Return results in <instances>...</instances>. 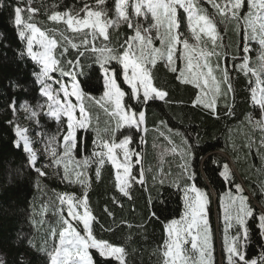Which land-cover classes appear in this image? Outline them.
Listing matches in <instances>:
<instances>
[{
    "label": "snow or ice",
    "instance_id": "6c2138e0",
    "mask_svg": "<svg viewBox=\"0 0 264 264\" xmlns=\"http://www.w3.org/2000/svg\"><path fill=\"white\" fill-rule=\"evenodd\" d=\"M32 2L27 0L29 6L26 9L20 6L14 9V25L19 37L26 40L28 57L40 66V71L35 75L41 86L40 96L45 99L38 105L39 111L27 105L22 107L37 121L43 113L57 122V133L47 136L45 155L49 162L44 163L43 168L55 169L57 175L61 174L62 169L61 179L69 185L78 184L82 189L79 196L75 193L57 194L59 207L56 211L60 213L57 223L60 227L58 233L56 228L49 231L53 239V246L46 253L49 264H98L93 250L101 258V264H112L113 261L127 264L125 247L98 239L94 234L96 217L90 207L91 177L88 170L94 166L99 182L102 169L106 164L110 165L114 188L129 200L132 199L131 190L137 184L148 191L145 187L146 173L153 169L144 167L147 109L154 101L176 103L169 99L167 90L154 83L153 69L158 63H163L169 72L177 73L175 78L179 83L196 89L191 107L205 110L213 118L219 119L218 105L223 99L224 117L232 118L235 115L233 105L227 102L229 94L233 97L235 94L232 74L227 63L221 67L219 62L221 57L227 61L230 55L218 30L221 24L225 29L232 25L241 38L242 47L238 45L237 52L231 54V69L249 80L250 100L253 106L258 107L259 114L248 116L247 123L253 131L258 130L261 134L257 148V155H261L260 150L264 149V0H113L111 8L105 6L107 0H94L93 5L85 3L75 11H52L47 16L48 21L62 24L63 30H42L30 22L38 12V9L31 7ZM205 5H210L212 11ZM25 11L28 13L27 19L23 15ZM141 18L148 21L147 26H144ZM122 24H126L132 34L118 47L111 46L110 29L119 28ZM49 32L52 34L49 35ZM77 39L79 43L74 42ZM154 41H159V47ZM250 43L259 46L255 65L249 55ZM69 48L77 55L67 60L68 67H64L56 51L60 49L59 56L63 57ZM88 52L93 54L103 80L104 91L98 100L84 91L79 80L84 75L81 58ZM213 58L217 61L215 64ZM112 62L119 65V71L109 67ZM55 72H59L61 77H68L71 83L55 79L51 75ZM120 80L126 88L119 83ZM54 84L59 87L54 88ZM72 97H75V103ZM85 99L98 105L107 117L103 127L99 114L94 115L89 111ZM12 108L15 111V105ZM77 111L79 116L76 115ZM161 126L167 128L168 134L160 131ZM123 129L134 130L139 135L137 147H132L133 135L123 132ZM156 130L167 146L153 142V149L163 147V153L179 155L182 160L178 164L181 171L175 176L171 172L164 174L162 169L152 176L154 183L161 185L166 177H171V186L183 192V210L179 218H173L164 225L165 239L159 248L161 264H216L208 215L210 196L197 185V173L193 170L196 148L179 131L175 132V136L180 137L177 144L171 135L173 129L163 120ZM89 131L95 133L91 155L85 154L78 159L77 151L87 153L86 146L82 147L86 145L87 137L80 133ZM15 135L16 146L20 147L22 142L27 163L40 177L46 176L43 169L36 167L39 161L25 131L17 126ZM253 143L249 139L245 146L251 149ZM212 163L220 164L215 158ZM216 171L226 184L235 188V193L229 190L219 197L225 224L224 259L221 264L225 259L226 264H264V246H261L258 257L250 259L247 256L250 241L248 221H257L259 236L264 240V208L257 213L249 197L244 195L243 187L234 182V174L228 163H223ZM261 190L264 192V184ZM112 203L123 207L115 196ZM148 207V220L158 219L150 193ZM65 211L66 216L63 215ZM104 211L114 218V213L107 207ZM118 226L143 229L145 225L143 221L133 225L122 220ZM232 229H235L234 233ZM189 244L190 248L187 247Z\"/></svg>",
    "mask_w": 264,
    "mask_h": 264
},
{
    "label": "trees",
    "instance_id": "16d2710c",
    "mask_svg": "<svg viewBox=\"0 0 264 264\" xmlns=\"http://www.w3.org/2000/svg\"><path fill=\"white\" fill-rule=\"evenodd\" d=\"M23 2L24 0H0V264H49L46 253L53 246L49 231L51 228H56L58 233L60 227L57 223L60 213L56 211L59 207L56 197L57 194L64 193L66 187L60 179L62 169L60 175H57L55 169H53L54 172L45 169L47 175L40 177L27 163V155L23 149L15 145L17 125L26 126L30 136L37 135L43 144L47 142V136L56 134L58 129L54 119L41 113L37 121L22 107L27 105L39 111L38 105L45 99L40 96L41 86L35 75L40 71V66L28 57L25 42L19 37L14 25V9L17 6L21 7ZM85 3L93 5L94 0H40L38 12L30 22L35 23L42 30L53 28L63 30L62 24L56 25L49 22L47 16L52 11L78 10ZM112 4L113 0H107L105 6L111 8ZM205 7L212 11L210 5ZM23 15L27 19V11ZM218 30L230 53L227 61L221 57L219 62L221 67L227 63L232 74L235 94L234 97L229 94L227 102L233 105L235 115L232 118L224 117L225 101L223 99L218 105L219 119L213 118L205 110L191 107L196 89L191 85L179 83L175 78L177 73L169 72L163 63H158L153 69L154 83L157 87L167 90L169 99L176 103L164 104L162 101H154L150 102L147 109L148 132L145 133L147 144L144 146V167L153 169L152 172L146 173L145 187L148 191L146 192L137 184L131 190L132 199L129 200L114 188L113 170L110 165L106 164L102 169L99 182L95 177L94 166L88 170L91 177L90 207L96 217L93 225L94 234L98 239L125 247L127 264H161L159 248L165 239L164 225L173 218H179L183 210L181 199L183 194L171 186V177H166L163 185L159 182L154 183L152 179L153 174L159 169H162L164 174L171 172L173 176L181 171L178 167V164L182 163L179 155L163 157L166 156L162 152L163 147L155 150L152 147L153 142L161 146L167 144L156 130L161 120L173 129L171 135L177 144L180 143V137L175 136V132L179 131L196 148L192 160L193 170L197 173V185L204 188L210 196L208 215L211 228L218 220V230L222 231L219 197L229 190L235 193V188L226 184L216 171L229 159L236 170L235 173L231 169L235 178L234 182L243 185L247 190L244 195L246 193L250 195V203L257 213L264 208V192L261 190V185L264 184V149L260 150L261 155H257L261 134L258 130L253 131L251 125L247 123V117L258 116L259 109L251 103L248 78L231 69V54L237 52L238 45L242 47L241 38L232 25L225 29V26L221 24ZM111 31L112 29L110 34ZM51 34L49 32V35ZM130 34H132L131 30L126 24H122L117 31L120 37L117 43L124 41ZM74 42L79 43V39ZM113 45L111 35V46ZM59 51L60 49H57L56 56L62 60L64 67H68L67 60L74 59L77 55L76 51L69 48V52L60 57ZM249 55L252 58V64L255 65L257 56L254 51L251 50ZM81 60L84 75L80 76L79 80L84 91L98 100L104 91L99 66L94 62V56L90 52L86 53ZM109 67L119 71V65L115 62H112ZM52 76L61 78L59 72L52 73ZM119 83L124 88L127 87L123 85L122 80ZM84 103L94 115L99 114L100 124L103 127V122L107 119L103 111L93 101L85 99ZM12 105H15V111ZM28 118L32 120V124L26 122ZM122 131L133 135L132 147L139 145V135L135 134L134 130L123 129ZM160 131L168 134L167 128L163 126L160 127ZM80 135L87 137L86 145H82V147L86 146L87 153L77 151L78 159L85 154L91 155L95 133L94 131L86 134L81 132ZM249 139L254 141L251 149L245 146ZM32 143L37 149V143L35 141ZM213 158L220 164H213ZM37 160L39 161L37 168H41L42 163L49 162V158L43 159L41 156H38ZM210 190L215 194L214 203L211 200ZM72 192L79 196L82 192L80 185H75ZM149 193L155 205L156 217H158L150 221L148 220ZM113 196L119 199L123 207L112 203ZM105 207L114 213V218L104 211ZM63 215L66 216L65 212ZM122 220H127L133 225L143 221L145 226L143 229L118 226ZM256 225V220L248 221L250 241L247 256L250 259L258 257L261 246H264V240H261ZM109 228L113 230H106ZM129 233H131V239H129ZM93 255L98 264H101V258L95 254L94 250ZM112 264L116 262L113 261Z\"/></svg>",
    "mask_w": 264,
    "mask_h": 264
},
{
    "label": "rangeland",
    "instance_id": "374dc122",
    "mask_svg": "<svg viewBox=\"0 0 264 264\" xmlns=\"http://www.w3.org/2000/svg\"><path fill=\"white\" fill-rule=\"evenodd\" d=\"M39 4H40V0H33V2H32V4H31V7L32 8H35V9H38L39 8ZM29 5H28V3H27V0H24V2H23V4H22V8H27ZM149 20H150V18H149ZM141 21H142V23L144 24V26H147V23H148V21H143V19L141 18ZM121 26V25H120ZM118 29L119 28H116V29H112V31H111V35L113 36V46H116L117 44H118V46H119V44H121V43H123V41L122 42H120V43H117V41L119 40V36L117 35V31H118ZM153 34V36L155 35V33L153 32L152 33ZM24 42H25V47H26V40H24ZM154 43H155V45L157 46V47H159V41H154ZM117 46V47H118ZM250 49L252 50V51H254V53H255V55L257 56L258 55V49H259V46L257 45V44H255V43H250ZM217 61H216V59L215 58H213V63L215 64ZM52 75V74H51ZM54 77V76H53ZM55 78V77H54ZM55 79H63L66 83H71V81L69 80V79H66V78H64V77H61V78H55ZM49 83H51V81H49ZM53 87L54 88H58L59 86L58 85H53ZM63 94L61 93V96H62ZM72 99V102L73 103H75V97H72L71 98ZM76 115L77 116H79V112L77 111L76 112ZM27 123H29V124H32V120L30 119V118H28V120L26 121ZM20 129H22V130H24L25 131V134L28 136V138H29V140L31 141V144H32V147H33V143H32V141H35L36 143H37V149L36 148H34L33 147V149H34V151H35V153H36V156L38 157V156H41V157H43V159H46V158H48V156H46L45 155V144H43L40 140H39V137L37 136V135H32V136H30V134H29V129H27V127L26 126H20V125H17ZM16 126V127H17ZM32 139H34V140H32ZM16 141H17V137H16V140H15V145H16ZM165 146H167V144L165 145ZM21 148H22V142H21V146H20ZM23 149V148H22ZM162 152H163V149H162ZM221 153V152H220ZM27 155V154H26ZM165 155L166 156H163V157H173V155H171V154H166L165 153ZM162 157V158H163ZM164 159V158H163ZM227 163L229 164V167H230V169H232L233 170V166H234V164H233V162L229 159V160H227ZM43 164L44 163H42V166H41V169H43L44 171H45V169H47V170H49V171H51V172H54L55 170H53V169H51V168H43ZM62 175V174H61ZM60 179H61V177H60ZM61 181H62V183L65 185V187H66V191L64 192V193H73L72 191H73V188L75 187V185H69L67 182H65V181H63L62 179H61ZM77 185V184H76ZM242 187H243V185H241ZM243 189H244V192H246L247 190L243 187ZM182 194H183V192H182ZM226 194V193H225ZM246 196H248L249 198H251L250 197V195L249 194H247L246 193ZM211 200H212V203H214V195L211 193ZM65 214L67 215V213H66V211H65ZM178 219V218H177ZM221 222H222V231L220 232L219 230H218V220L217 221H215V225H214V227L213 228H211V231H212V238H213V244H214V257H215V261L217 262V264H221V261H222V259H224V257H223V230H224V227H225V224H224V221H223V213H222V215H221ZM234 231H235V229H232L231 230V232H233L234 233ZM58 238V237H57ZM187 247H189L190 248V244L189 245H187ZM1 258V257H0Z\"/></svg>",
    "mask_w": 264,
    "mask_h": 264
},
{
    "label": "water",
    "instance_id": "95a60500",
    "mask_svg": "<svg viewBox=\"0 0 264 264\" xmlns=\"http://www.w3.org/2000/svg\"><path fill=\"white\" fill-rule=\"evenodd\" d=\"M233 171L236 173V170L234 169V167H233ZM210 193H212L214 195V200H215V194H214V192L212 190H210Z\"/></svg>",
    "mask_w": 264,
    "mask_h": 264
}]
</instances>
